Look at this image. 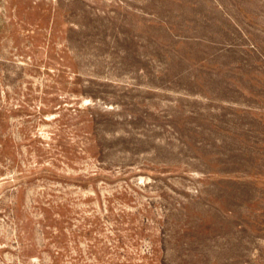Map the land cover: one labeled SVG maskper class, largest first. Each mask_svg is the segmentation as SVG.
Segmentation results:
<instances>
[{
    "label": "rangeland",
    "instance_id": "1",
    "mask_svg": "<svg viewBox=\"0 0 264 264\" xmlns=\"http://www.w3.org/2000/svg\"><path fill=\"white\" fill-rule=\"evenodd\" d=\"M0 264H264V0H0Z\"/></svg>",
    "mask_w": 264,
    "mask_h": 264
}]
</instances>
